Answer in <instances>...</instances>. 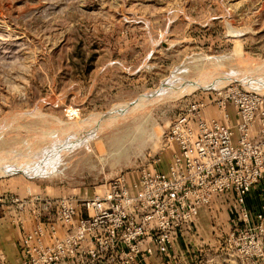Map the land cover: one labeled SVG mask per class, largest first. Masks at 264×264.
Masks as SVG:
<instances>
[{
  "label": "rangeland",
  "instance_id": "obj_1",
  "mask_svg": "<svg viewBox=\"0 0 264 264\" xmlns=\"http://www.w3.org/2000/svg\"><path fill=\"white\" fill-rule=\"evenodd\" d=\"M227 69L236 77L220 84ZM258 81L264 86V0H0V264H24L20 242L35 229L34 198L77 205L118 178L131 186L142 172H166L177 150L169 130L189 102L230 85L260 93L247 87ZM204 115L237 123L229 105L209 104ZM44 168L49 175L22 172ZM247 207L251 216L264 210L263 182ZM228 209L214 199L200 210L203 240L216 243ZM254 225L251 258L234 256L233 264H264V229ZM76 232L57 228L64 256L56 264H91ZM48 233L34 262L57 251ZM198 235L177 239L190 246Z\"/></svg>",
  "mask_w": 264,
  "mask_h": 264
},
{
  "label": "built area",
  "instance_id": "obj_2",
  "mask_svg": "<svg viewBox=\"0 0 264 264\" xmlns=\"http://www.w3.org/2000/svg\"><path fill=\"white\" fill-rule=\"evenodd\" d=\"M209 104L221 110L231 106L236 126L206 119ZM224 118L229 115L224 113ZM168 140L177 150L164 173L142 172L131 186L118 178L104 193L77 205L69 198H34L35 229L20 242L24 264L59 262L64 255L56 230L69 231V225L77 230L75 239L87 242L91 264H144L149 257L164 261L172 256L178 236L198 235L199 212L214 199H223L230 213L214 230L220 254L242 261L251 258L246 241L251 219L257 230L264 229V210L251 216L247 207L250 191L264 183V93L230 85L217 96L189 102L173 120ZM45 231L55 238L57 251L34 262L32 253L42 256L48 249L42 241ZM1 264L10 263L1 258Z\"/></svg>",
  "mask_w": 264,
  "mask_h": 264
},
{
  "label": "crops",
  "instance_id": "obj_3",
  "mask_svg": "<svg viewBox=\"0 0 264 264\" xmlns=\"http://www.w3.org/2000/svg\"><path fill=\"white\" fill-rule=\"evenodd\" d=\"M200 221L202 220L200 219ZM201 235L202 234L200 233L198 235V238H195L190 246L188 245L185 239L182 240V238L179 237L171 247L170 254L172 256L166 258L164 261L156 257H149L146 259L144 264H187V263L233 264L234 263V261L231 258H226L221 254L216 255V251H217L216 243L211 240L206 241L207 239L205 237H204L205 240H203L201 238L203 236ZM190 248H192L193 250L192 252H194V256H191V254H189Z\"/></svg>",
  "mask_w": 264,
  "mask_h": 264
},
{
  "label": "bare ground",
  "instance_id": "obj_4",
  "mask_svg": "<svg viewBox=\"0 0 264 264\" xmlns=\"http://www.w3.org/2000/svg\"><path fill=\"white\" fill-rule=\"evenodd\" d=\"M236 34V33H235ZM230 63V62H229ZM241 64V63H240ZM203 69V68H202ZM242 70V69H241ZM202 71V70H201ZM238 76V75H237ZM215 77H218V76H215ZM214 77V78H215ZM234 77H236V74H235V72H232V70L230 71V69H227V71H224L223 73H221V79H223L222 81L223 82H219L220 84H222V83H225V82H229L230 80L229 79H231V78H234ZM211 78V77H210ZM253 79V78H252ZM232 80V79H231ZM242 81V80H241ZM237 82H238V80H237ZM219 83H210V86L211 87H215V86H217V85H219ZM246 83V82H245ZM260 82L258 81L257 83H252V84H249L247 87H249V88H255L256 90H258V91H261L260 93H262V90H264V86L262 85V84H259ZM199 87V86H198ZM189 89V88H188ZM251 90V89H250ZM257 92V91H256ZM158 98V97H157ZM127 129H128V127H127ZM127 129L124 131V132H126L127 131ZM130 133V132H129ZM127 133H125V135H126ZM121 135V134H120ZM130 135H132V134H130ZM129 135V136H130ZM124 136V135H123ZM123 136H121V137H123ZM131 138V137H130ZM116 140H115V144L116 145H118L119 143H120V138L119 139H117V138H115ZM122 140V142H123V139H121ZM132 140V139H131ZM121 142V144H123ZM127 142H128V140H127ZM114 143V142H113ZM125 144V143H124ZM115 146V145H114ZM103 147V146H102ZM116 147V146H115ZM118 147H122L121 145L120 146H118ZM124 147V146H123ZM126 147V146H125ZM116 149V148H115ZM119 149V148H118ZM117 149V150H118ZM117 150H115V151H117ZM53 151V150H52ZM118 152H119V150H118ZM117 152V153H118ZM121 152V151H120ZM117 153H115L114 152V154L112 155L113 157V159H117V158H121V155L122 154H119L118 153V155H117ZM121 153H123V152H121ZM111 154H112V152H111ZM124 154V153H123ZM117 155V157H115ZM111 156V155H110ZM124 156V155H123ZM113 161V160H112ZM116 162V161H115ZM54 165H52V167H53ZM21 167V166H20ZM34 167V166H33ZM40 167V166H39ZM50 167V166H49ZM27 168V167H26ZM36 169V168H35ZM45 169V170H44ZM43 170L44 171H41V170H33L32 171V169L30 170V169H24V171H22L24 174H26V175H28V176H40V175H42V176H45V175H49L47 172H45L46 171V168H44ZM2 170V169H1ZM21 170V169H20ZM49 170V169H48ZM17 170L16 169H13V168H8V169H4V171H3V173H5V174H7V173H12V172H16ZM55 172V171H54ZM51 175H52V173H51Z\"/></svg>",
  "mask_w": 264,
  "mask_h": 264
}]
</instances>
